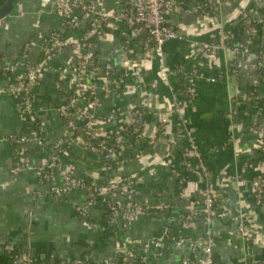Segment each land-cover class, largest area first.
Listing matches in <instances>:
<instances>
[{
  "label": "crops",
  "instance_id": "0c3cea01",
  "mask_svg": "<svg viewBox=\"0 0 264 264\" xmlns=\"http://www.w3.org/2000/svg\"><path fill=\"white\" fill-rule=\"evenodd\" d=\"M56 1L19 0L15 12L0 21V60L7 58L21 64L15 77L25 74L24 65H38L42 52L38 47L25 55L23 45L34 41L41 46L47 42L50 34L61 30L62 19L55 9ZM202 1L178 0L182 9L170 16L169 23L184 38L164 45V60L172 70L168 83L159 77V60L151 53L144 63L143 82L121 78L118 93L104 94L102 108L106 112L121 113V121L106 127V133L122 130L123 126L139 116V112L145 113L143 136L129 142L121 166L104 173L94 161V155L86 153L84 156L82 149L73 148L64 159L65 165H61L50 183L64 187L62 172L67 165L78 176L103 179L106 174L114 182L128 177L136 178L133 184L134 199L158 210L154 214L136 216L126 228L118 224L114 232L105 224L108 215L106 201H113L117 206L121 205L120 208L127 201L125 193L120 190L111 193L106 188H100L97 205L91 208L89 217L84 219L79 218L75 212L79 205L87 201V193L82 189L71 190L67 195L54 199L34 196L42 184L38 169L48 160L54 143L67 133L66 120L55 108L63 98L60 87L63 88V94H72L78 88L66 70L71 60V49H66L55 60L65 71L62 72L64 77L61 74L60 83L54 77L52 82L42 81L33 89V108L41 125L40 131L45 135L46 145L39 149L37 145L31 144L25 149L28 150L26 157L25 150H17L9 141L11 136L19 137L26 133L20 99L8 92L11 78L0 75V243L13 245L21 255L31 252L35 259L47 260L51 264L73 261L115 264L117 252L121 251L123 257L129 250H133V262L136 256L144 259L147 264H182L185 257L194 262L190 253L172 241H168L171 249L166 248L163 255H158L157 248L152 245L149 248L143 246L161 237L164 228L170 230L166 213L171 209L172 216L181 224L178 232L180 236L197 242L207 237L214 239L213 255L218 262L247 264L244 255L250 248L252 256L258 260L257 264H264V246L261 247L257 240L256 245L247 247L236 232L235 224L224 213L225 208H231L255 215L253 227L264 229V207L257 205L251 188L252 178L264 173V132L245 128L251 118H256L250 111L240 114L241 127H233L231 122L232 101L237 91H256L258 85V89L264 88V80L259 76L256 81L250 78L258 62L257 57L256 61L250 62V57L255 54L250 53V56H242L240 59V55L235 57L232 49L224 42L228 38L224 28L230 23L229 32L235 45L249 51L253 47L249 49L242 43L253 44V39L257 44H264L250 31V40L237 39L236 23L233 22L246 12L247 7L253 8L252 5L258 11L264 10V0H232L219 6L213 16L196 12V3ZM124 4V0H103L104 8L108 11L122 8ZM258 26L256 24L255 28ZM71 35L77 38L80 32ZM126 39H132L130 48L137 49L138 40L131 37L125 26H110L108 32L90 41L82 60H86L84 62L87 64H98L100 58L103 61L107 59L108 64L116 70L121 69L123 73L128 56L122 49ZM211 44L218 45L217 55L213 58L201 57L203 61H197L205 47ZM235 61L240 65L237 75ZM184 62L186 67L197 70V79L193 83L197 102L183 108L182 120L177 115H171L165 129L160 130V116L173 109V92L179 90L183 82V77L175 68ZM143 91L148 98L147 109H142L139 104V96ZM260 121L264 128V112ZM191 141L196 147V161L206 167L210 178L202 182L201 179L191 180L182 189L172 174L183 173L182 149L185 151ZM24 161L29 168L14 174V166ZM207 183L219 199L218 214L213 224L209 225L202 215H197L193 222H184L191 210L197 207L195 204H199L197 209L200 212L202 193ZM160 203L167 208L159 209ZM8 260L5 256L4 264H8Z\"/></svg>",
  "mask_w": 264,
  "mask_h": 264
},
{
  "label": "built area",
  "instance_id": "2783aa9c",
  "mask_svg": "<svg viewBox=\"0 0 264 264\" xmlns=\"http://www.w3.org/2000/svg\"><path fill=\"white\" fill-rule=\"evenodd\" d=\"M232 0H203L202 2L196 3V12L200 14H205V9L209 6L212 11H216L219 6L227 4ZM124 7L108 11L104 8L103 0H57L55 2V9L59 13L62 19V31H56L52 33L47 42L40 46L41 51L44 53L45 59L40 61L38 65L46 66L47 68L52 67L54 64L56 57L63 52L65 45L70 44V42H65L62 35L66 36L70 29H81L82 25L89 23L88 30L84 33L83 46L87 49L88 43L90 39L93 37L102 36L107 28L110 26H125L127 31L130 32L132 38L135 40L139 39V37L146 33L148 35L147 40L140 42L138 41L137 49H131L130 43L132 39L125 40L126 42L122 49L127 53V58L125 61L126 70L123 73L118 70H114V67L111 66L103 72L97 73L99 67H91V64H85L87 67V73H91L92 75H97L98 78L100 76L105 77L109 82L118 81L120 78H131L136 80L137 82H143V67L144 63L148 59V56L153 53L157 56L159 60L158 68H159V77L164 83L169 82L170 75L172 70L165 63L164 60V45L172 40L183 39L184 36L177 31L170 23L169 19L173 13L180 11L182 6H180L178 0H124ZM254 9L249 8L244 13L245 17V25H247V34H249V30L254 24L262 25L264 23H257V21H253L251 16H253ZM262 13L261 11H259ZM206 15V14H205ZM264 16V13H262ZM261 22V21H260ZM66 33V34H65ZM126 35V34H124ZM73 38V37H72ZM79 38V37H77ZM73 38L71 42H78L79 39ZM125 38V36H124ZM39 47L36 43H28L23 46L22 51L26 55L33 50V48ZM218 49L217 44H211L205 47L204 51L201 54L203 59L209 58L216 53ZM235 57L244 53L240 52L235 45V48H232ZM248 52V50H246ZM249 55V54H248ZM205 57V58H204ZM83 58V56H82ZM83 63L84 60H83ZM21 64L18 61H10L7 58H3L0 60V75H8L9 73L14 76L16 70ZM96 65V64H94ZM26 66L25 74L21 76H14L15 80H11V83L8 86V92L12 95L19 97L20 99V110L21 115L24 119L32 120L33 113V104L35 100V92L33 90L34 86L39 83L38 74L36 69H31L30 66ZM264 70V58L262 61H258L256 64V73L258 74V69ZM83 69V65L78 66L77 70L85 74ZM92 70V72H90ZM177 73H179L185 80L184 83V92L189 93L190 97L189 102L195 99V91L193 88V83L197 79V70L193 69L189 72L188 67H180L175 69ZM115 72V73H114ZM87 83V82H86ZM111 86H117V83H112ZM114 91L118 93L120 88L113 87ZM181 88V87H180ZM179 88V90H180ZM63 90V88L60 87ZM176 90L173 92V109L169 113H165L161 115L160 120V130H164L166 125L169 123V117L171 115H180V112L185 107L184 103L187 102L186 95L179 93ZM76 91L72 94L68 92L64 93V96L61 100V104L57 107L58 114L62 115L66 120V128L67 132L75 134V136H83L86 141V145L88 148H91V151L96 154H103L105 157L104 164L102 166L105 172H109L108 161L109 159H119L124 161L125 152L127 150V146H129V142L133 139L141 138L143 136V114L144 112H139V116H137L132 122L128 123L125 127L123 126L122 130L120 129L118 132L111 133H102V129L100 128V120L101 117L93 114L92 108L95 106V103L98 101L96 96V89L94 87H85L81 89L80 93ZM251 95L245 93V97H249ZM146 93L143 91L139 96V104L142 109H147V101ZM242 94L237 93V95L233 98V111L231 114V122L234 125L239 126L241 123H236L237 115H238V102L240 99L245 98ZM240 98V99H239ZM86 103L87 106L82 105V103ZM79 110L78 115L81 116L85 120V124L83 126H77L75 123V115L77 114L73 110ZM35 111V110H34ZM111 116V115H110ZM109 116V117H110ZM180 118V117H179ZM113 119V116L110 117ZM122 132L124 133L122 135ZM21 144L22 150L28 149L31 144L37 145L39 149H43L46 145L45 137L41 135L40 130L30 129L29 134H23L19 137L11 136L9 141H14ZM98 140V143H94L93 141ZM71 144V143H69ZM68 143H63L59 145L57 143L54 146L53 152L48 155V160L46 163L38 169V174L41 179V189L37 191L34 196L35 198H58L61 197L64 193H68L69 191L79 188L84 190L87 195V201L92 202L93 199H96L94 195L95 192H87L83 182L80 178L74 176L69 170L64 172L63 180H64V189L63 187H58L56 185L50 184L51 181L55 178L54 173L56 170H59L62 165V160L57 157V152L63 150ZM70 146V145H69ZM196 147L194 143L191 141L186 148V153L195 152ZM114 155H118L119 158L114 157ZM188 167H193L191 163H188ZM185 167V165H184ZM29 165L26 161L16 164L13 168V173L17 174L21 171L28 169ZM210 174L208 170L201 165V173L200 179L204 181L209 180ZM127 179H123L121 182H126ZM124 182V183H125ZM184 178L179 180V183H183ZM133 184L131 180L127 182V184L120 185L118 190L125 192L128 191V199L125 205L119 209L118 206L113 205L110 201H106L107 203H111L112 207L109 209L111 212V219H107L108 224L107 227L111 224L117 226L118 224H123V227H128L133 219L140 214H148L149 206L144 203H138L133 196H131V190H133ZM253 192L255 195V200L258 206L264 207V177H258L251 182ZM121 188V189H120ZM131 196V197H130ZM130 197V198H129ZM217 196L215 192H213L210 188V185L207 183L206 188L202 193V205L204 212H209L207 216V223L210 224L211 217L213 216V208L216 205ZM262 205V206H261ZM159 209L163 210V207H159ZM231 214L230 211H227ZM197 215V213H196ZM190 220V217L186 219V221ZM241 220V219H239ZM243 225V223H242ZM248 230V228H246ZM243 231H247V230ZM169 228H164V232L161 237L149 242L148 244L154 245L156 248L162 249L165 248V243L168 241H174L175 244L184 249L191 250L195 257L198 255V251L201 249V245L197 241H192L183 236L178 235L177 237H171L169 235ZM210 245V243L208 244ZM211 246L208 247L209 253L211 252ZM210 249V250H209ZM0 254L5 255L12 259L13 264H33L37 261V259L33 258L32 255H21L20 251L17 250L13 245L7 243H0ZM145 263V260L142 259ZM191 259L185 257L182 261V264H190ZM206 264H222L217 262L214 258H208L205 262ZM69 264H79L78 261H73ZM254 264V263H253Z\"/></svg>",
  "mask_w": 264,
  "mask_h": 264
},
{
  "label": "rangeland",
  "instance_id": "374dc122",
  "mask_svg": "<svg viewBox=\"0 0 264 264\" xmlns=\"http://www.w3.org/2000/svg\"><path fill=\"white\" fill-rule=\"evenodd\" d=\"M0 1H2V0H0ZM255 3H256V1L253 2V4H255ZM252 7L254 9V12H253V16H251V19L253 21H257V23H264V16H262V13H260L255 6L252 5ZM88 27H89V23H86V24L82 25L81 29H79V30L70 29L68 35H66V36L62 35L64 41L68 42V43L70 42V44L65 45L63 52L60 53L56 57V59H58L62 54H64L65 53L64 51L66 49H71V52H72L71 53V57H70L71 60L67 63V66H66L67 73L71 74L70 80H72L75 83V85L78 87L77 88V91H79L78 93H80L81 89H84L85 87H94L96 89L95 93H96L98 101L95 103V106L92 108V111H93V114L98 115V116L101 117L100 128L104 129L102 131V133H105L106 127L111 126L112 123L117 122L118 120L121 121V113L120 112H118V111L106 112L102 108L103 107V103L102 102L104 100V94L109 95V93H111V94L112 93H116L114 91L113 87L121 88V78L118 81L109 82L103 76H100V78H98L97 75H94V74L92 75L91 73H87V67L85 66L86 63H83L82 56H84V54H86V52H87V50L89 48L85 49L83 44H82L83 42H81V41L83 39L84 33L88 30ZM62 29L63 28L61 26V31H62ZM77 31L80 32V37L77 38V39H79L78 42H75V41L71 42L73 40H76V39L72 38L71 34L73 32H77ZM249 31L252 34H254V37H256V39H258L259 41H262L264 43V26L259 25L256 28L255 27H253V28L251 27V29ZM33 42L34 41L26 42L23 46H25L28 43H33ZM252 42H253V44L242 43V45H247L249 49H250V47H254V46H256L257 48H260L261 45L257 44V42L255 40L252 39ZM34 43H36V42H34ZM89 45H90V42L88 43V46ZM36 48H38V47H36ZM33 49H35V48H33ZM216 55H217V53H215L211 57L213 58ZM241 55L242 54H240V56H239L240 59L242 58ZM250 55L251 54H249V56ZM244 57H246V56H244ZM250 58H251L250 62L256 61V56H251ZM99 60L101 62H99L98 64H96V65H94V63L91 64V67H97V68L99 67V70L96 71L97 73H103L108 67H109V69L111 68V65L107 63L108 62L107 59L103 61L100 58ZM84 61H86V60H84ZM55 63H57V62H54V64ZM54 64H52V67H50V68H47L46 66H41V65L39 66L37 64L30 66L32 71H33V69H36V72L38 74L39 83H42V81H44V82L47 81V83H50V82H52L54 80L53 78L55 77V73H57L56 69H54ZM81 65H83V69L82 70L84 71L85 74H82V72L77 70V67L81 66ZM255 68H256V65L253 67L252 73L250 74V78L253 81L259 80V77H258V75L256 73V69ZM114 70H115V68H114ZM118 71L121 72V69H118ZM63 72H65V71H63ZM90 72H92V70H90ZM61 74L63 76V73H61ZM112 83H117V86H111ZM35 86H34V88H35ZM258 87H259V85L256 86V91H252L251 95L249 97H245V90H238L237 91L238 93H241L245 97L243 99H240L239 102H238V104H239L238 114L249 112V111L252 113L251 115L254 114L256 116V118H254V119L251 118L249 120V122L247 123V126L245 128H252V129L258 130L259 132L262 133V132H264V128L261 126L262 122L260 121V118H261V116H262V114L264 112V88L260 87V89H258ZM61 100H62V98H61ZM147 103H148V101H147ZM60 104H61V102L58 105H60ZM82 105L87 106L85 102L82 103ZM232 106H233V102H232ZM57 107L58 106H56V108H55L56 112H57ZM232 110H233V108H232ZM73 111H75L77 113L75 115V119H74L76 125L77 126H83L85 124V120L81 116L78 115L79 110L77 109V110H73ZM110 115L113 116V119H110V117H111ZM179 117H181L180 118L181 120L183 119V117H184L183 109L180 112ZM160 120H161V116H160ZM169 120H170V117H169ZM235 126L236 127H241V126H237V125H234L233 127H235ZM65 142L68 143V145L63 150L58 151L57 154H56L57 157L60 160H62V164L63 165H65V163H64L65 157L67 155H69V152L73 148L74 149H76V148L77 149H82V151H83L82 155H84V156H85L86 153L94 155V161L96 163H100V162L102 163L105 160V157L103 156V154H96V153L91 151V148H88V145H86V141H85V138L83 136H79V135L75 136V134H73V133H72V136H70V133L67 132L63 137H61L59 140H57L54 143V146L57 143H59V145H62ZM69 143H71V144H69ZM51 152H53V151H51ZM114 157L119 158L118 155H114ZM63 168H65V170H63L62 174H64V172L69 170L71 173L74 174V176L79 178L77 173L74 170H72V168H70L68 165H67V168L66 167H63ZM101 169H103V168H101ZM58 171L59 170L55 171L54 176L57 175ZM120 181H121V179L119 180V182ZM64 187H63V189H64ZM251 188H252V185H251ZM76 189H79V188H76ZM73 190H75V189H73ZM252 190H253V188H252ZM133 192H134V190H131V194H132L131 196L134 197ZM123 193H125L126 199H128V195H129L128 191H125ZM64 195H67V192L64 193L62 196H64ZM86 196L88 198L87 194H86ZM94 196L97 199L99 195H94ZM216 196H217V193H216ZM96 199H93L92 202H90L91 201L90 200L88 202L89 204L83 203V204L79 205L75 209L76 215L79 218H81V219L88 218L89 214H90V211H91V208L94 207L95 205H97V203H96L97 200ZM104 199H105V197H104ZM202 202H203V200H201V202H200V204H201L200 208L202 207V210H200V212H199L198 209H197L199 204H195L197 207L194 206L195 209L191 210L190 215L187 216V218L190 217V220L186 221V219H187L186 218L184 222H190V221L193 222L197 215H203V217L207 221V216H208L207 214L209 212H207V213L204 212ZM112 204L117 206L116 204H114L113 201H112ZM120 207H121V205H120ZM120 207L118 206L119 209H121ZM159 207H163L164 209L167 208L165 205H163L161 203L159 204ZM217 208L218 207L216 205H214V208H213L214 210H213V213H212L213 216L211 217L212 221L210 222L209 225L213 224V222H214V220H215V218H216V216L218 214ZM107 211L109 212V209H107ZM227 211H230L231 214H229ZM196 213H197V215H196ZM224 213L231 220V222L235 224L236 232L243 239V241L245 242V245L247 247L249 245H253V244L256 245L257 244V240L260 241L258 244L261 247L264 246V229L263 228L262 229H255L253 227V224H254V221H255V215L248 214V213H241L239 211L232 210L231 208H225L224 209ZM239 219H241V220H239ZM242 223H243V225H242ZM105 224H106V227H107L108 221L106 219H105ZM246 228H248V230ZM245 229L247 231H243ZM151 241H149V242L151 243ZM149 242L144 243V245H143L144 248H149V245H152V244H148ZM172 242L175 244L174 241H172ZM198 243L201 245V249H200V251H198V255L196 257H195L194 253L191 250L190 251H189V249L185 250V252L190 253L192 255V258L194 259V262L191 260L190 264H206L205 262H206V260H208V258H214L213 249H214V246H215V242H214V239L212 237H210V238L207 237L206 240L198 241ZM209 243H210V245H208ZM152 246H154V245H152ZM209 246H211V248H210L211 252L210 253L208 251V247ZM157 250H158V255H163L165 253V251H166V247L162 248V249L157 248ZM120 254H121V251L119 253L117 252L116 257L114 259V263L115 264L116 263L117 264H131L133 262L132 261V259L134 257L133 250H129V251H126L124 253L125 256H126V259H124L125 256H123L122 258H118V255H120ZM32 257L35 258L33 255H32ZM244 258H245L246 262H248L247 264H253V263L257 264V262H258L256 257L252 256V252H250V248L247 249V252L244 255ZM247 258L249 259V261H247ZM123 260L124 261L126 260V261L124 262ZM8 262H9L8 264H13V261L10 258H9ZM67 264H69V263H67ZM79 264H85V263H80L79 262Z\"/></svg>",
  "mask_w": 264,
  "mask_h": 264
},
{
  "label": "trees",
  "instance_id": "16d2710c",
  "mask_svg": "<svg viewBox=\"0 0 264 264\" xmlns=\"http://www.w3.org/2000/svg\"><path fill=\"white\" fill-rule=\"evenodd\" d=\"M247 10H249V7H247L246 9H245V11H247ZM205 14L206 15H209V16H213L214 15V11H212L211 9H210V7L208 6L206 9H205ZM261 12L263 13L264 12V10L262 9L261 10ZM233 22H235L236 23V34H237V39H239V40H250L251 38H252V36L251 35H248L247 34V25H245V17H244V13L243 14H241V15H239L237 18H235L234 19V21ZM256 26V24H254V26L253 27H255ZM262 26H264L263 24H262ZM230 27H231V24L229 23L227 26H225V28H224V31H227V35H228V38L227 39H225L224 40V42H225V44L229 47V48H235V43H234V41H233V38L230 36V32L229 31H231L230 30ZM108 30H109V28H107L106 29V31L108 32ZM56 32V31H55ZM66 34V33H65ZM147 37H148V35L146 34V33H143L140 37H139V39H138V41H140V42H143V41H146L147 40ZM95 37H93V38H91L90 39V41H92L93 39H94ZM48 40V39H47ZM237 46V45H236ZM237 49L240 51V52H242V53H244V55H248V54H250V53H253V54H255L256 55V57L258 58V61H262L263 60V58H264V54H263V50H264V44L263 45H261L260 46V48H257L256 46H254L253 47V49H250L248 52H246V48L245 47H242V46H237ZM239 56V55H238ZM237 56V57H238ZM45 59V56H44V53L43 52H41L40 53V58H39V62L40 61H42V60H44ZM197 61H203L202 60V58H201V55H199L198 57H197ZM235 73H236V75L238 74V72H239V68H240V65L238 64V62H236L235 61ZM187 66V64L184 62V63H179L178 65H177V67L175 68V69H178V68H180V67H186ZM54 69H56V72L57 73H55V80L58 82V83H60V79H61V73L64 71V69H63V66L62 65H60L59 63H55L54 64ZM193 70V68H189V72H191ZM258 76L260 77V78H262L263 80H264V70L263 69H258ZM7 76H9L10 78H11V80H15V77L14 76H12L10 73L7 75ZM184 83H185V80H183V82L181 83L182 85H181V88H180V90L179 91H177V92H179V93H182V94H184V95H186V96H188V94L189 93H186V92H184ZM61 91V92H60ZM60 93L64 96V94L62 93V89H60ZM252 91H250L249 89L247 90V94H250ZM189 99H190V97L188 96L187 97V102H185L184 103V106H191V105H193L194 103H196L197 102V99L195 98V99H193V101H191V102H189ZM240 99V98H239ZM238 108V110H239V106L237 107ZM32 117H33V119L32 120H27V119H24V125H25V131H26V133L25 134H29L30 133V129H35V130H40V128H41V125H40V122H39V119H38V117H37V114H36V112L33 110V113H32ZM237 118V122L236 123H242V118H241V115L240 114H238L237 116H236ZM124 133L122 132V135H123ZM41 135L43 136V137H45V135H44V133L43 132H41ZM94 143H98L99 141L98 140H96V141H93ZM11 143L14 145V147L17 149V150H22V146H21V144H19V143H17V142H15V140L14 141H11ZM23 151V150H22ZM27 152H28V150H25L24 151V157H26V155H27ZM182 152H183V166L185 165V167H184V171H183V173H181V174H177L176 172H173V174H172V176H173V178H174V180H175V182L178 184V185H180L181 186V188L182 189H185V187L187 186V184H188V182H190L191 180H195V181H198V179H200V173H201V163H199V162H197L196 160H197V158H196V154H195V152H191V153H185V151H184V149H182ZM193 164H192V163ZM188 163H191L192 165H193V167H192V169H191V167H188L187 165H188ZM99 164V166H100V168H102V166H103V164H104V161L101 163H98ZM121 166V160L120 159H109V161H108V167L110 168V169H116V168H118V167H120ZM204 166V165H203ZM205 167V166H204ZM206 168V167H205ZM104 173H106V172H104ZM258 177H264V173L263 174H260V175H258V176H256V177H253L252 178V180H251V182L254 180V179H256V178H258ZM79 178L82 180V182H83V185L85 186V188H86V190H87V192L89 193V192H95V194L96 195H98V193H99V190H100V188H106V189H108V191L110 192L111 191V193H116V192H119V190H118V187L120 186V185H123V184H127V182L128 181H132V182H135L136 181V178H133V177H128L127 178V180H126V182L124 183V182H114L113 180H111L110 179V177H109V175H106L105 174V177L103 178V179H94V178H92V177H90V176H86V175H80L79 176ZM181 178H184V182L183 183H179V180L181 179ZM253 196L255 197V195H254V192H253ZM219 199H216V206L217 207H219ZM105 205H106V207L108 208V209H110L111 207H112V205H111V203L109 202V203H105ZM262 206V205H261ZM201 210H202V207L200 208ZM219 209V208H218ZM158 210V208L156 209V208H154V210L153 209H151L150 208V210H149V213L148 214H154L156 211ZM172 210L171 209H169V210H167V213H166V219H167V221H169V226L171 225V227H170V231L171 232H169V235L171 236V237H177L179 234H178V232L180 231V222H179V220L178 219H176V218H174L173 216H172V212H171ZM218 211V210H217ZM202 217H203V215H202ZM107 219H111V212H108V215H107ZM165 227V226H164ZM108 228L110 229V230H112V231H114L115 232V230H116V226L114 225V224H111L110 226H108ZM173 230V231H172ZM165 245H166V248L168 249V250H170L171 249V246H170V244L168 243V242H166L165 243ZM27 256H30V255H32V253L30 252V253H27L26 254ZM118 258H122V256H121V254L120 255H118ZM3 259H5V255H1L0 256V264H4L5 263V261H3ZM33 264H51V263H49L47 260H37L35 263H33ZM131 264H147L146 262L144 263L143 262V260H142V258H139L138 256H136V259H135V262H133V263H131Z\"/></svg>",
  "mask_w": 264,
  "mask_h": 264
},
{
  "label": "water",
  "instance_id": "95a60500",
  "mask_svg": "<svg viewBox=\"0 0 264 264\" xmlns=\"http://www.w3.org/2000/svg\"><path fill=\"white\" fill-rule=\"evenodd\" d=\"M19 0H2L0 1V21L11 16L18 5ZM145 2H148V0H145ZM201 152V151H199ZM203 179H201V182Z\"/></svg>",
  "mask_w": 264,
  "mask_h": 264
}]
</instances>
